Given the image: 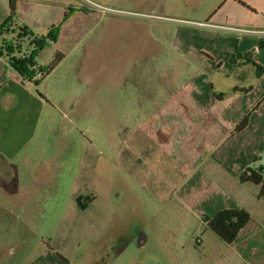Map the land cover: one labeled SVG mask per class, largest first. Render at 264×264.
<instances>
[{"label": "rangeland", "instance_id": "1", "mask_svg": "<svg viewBox=\"0 0 264 264\" xmlns=\"http://www.w3.org/2000/svg\"><path fill=\"white\" fill-rule=\"evenodd\" d=\"M226 1L20 2L23 17L40 35L52 31L57 38L46 40L37 62L48 66L57 52L65 55L34 84L57 103L58 125L41 152L63 129L72 141L57 161L58 205L34 235L28 233L24 254L11 256L8 264H245L208 227L204 218L212 215H196L189 207L193 180L198 193L210 188L194 172L215 169L219 179L224 174L202 156L210 144L197 140L196 126L180 121L170 155L149 141V90L155 102L162 90L178 98L199 70L193 53L179 50L176 28L214 17L242 22L240 14L235 21L230 3L223 7ZM246 65H240L246 73L257 68L255 62L248 64L251 69ZM208 73L218 88L234 80L223 71ZM200 143L201 154L195 151ZM256 164L264 166L261 160Z\"/></svg>", "mask_w": 264, "mask_h": 264}, {"label": "crops", "instance_id": "2", "mask_svg": "<svg viewBox=\"0 0 264 264\" xmlns=\"http://www.w3.org/2000/svg\"><path fill=\"white\" fill-rule=\"evenodd\" d=\"M14 1L12 11V0H0V28L11 23V29L18 30L19 25H26L39 34L41 29L23 17L22 0ZM241 1L247 5L239 0H227L223 7L230 3L235 21L236 14H240L242 22L214 17L189 20L203 22L204 26L183 23L176 28L179 50L193 53L199 70L184 83L178 98L175 93L162 90L155 102L149 90V141L160 148L166 147L170 155L174 152L173 132L179 130L180 121L192 122L194 125L189 127L194 129L196 126L195 132L200 135L197 140L210 144L202 156L217 162L224 174L219 179L215 169L207 175L197 169L193 174L209 183L210 188H200L198 193L195 191L199 188L197 180H193L191 183L196 186L190 196L194 202L189 207L196 215L213 216L225 208L249 211L250 221L229 245L245 264H264V201L258 197V185L241 183L238 179L246 166L257 165V160L264 162V69L256 66L258 69L248 74L240 68L245 63V68L251 69L250 62L264 67V0ZM248 19L251 21L243 22ZM209 71H223L235 81L226 89L215 87ZM34 84L27 85L0 54V264H8L11 256L24 254L21 246L25 241L28 243V233L34 235L39 225L50 219L58 205L61 187L57 161L67 156L72 141L68 139L71 133L63 129V136L55 138L42 154L44 139H51L48 133L52 126L58 125L57 103L38 91ZM248 113L247 126L235 131ZM201 143L195 148L200 154ZM222 160L228 161V165ZM189 191L187 188L186 193ZM19 260L20 257L16 262Z\"/></svg>", "mask_w": 264, "mask_h": 264}, {"label": "trees", "instance_id": "3", "mask_svg": "<svg viewBox=\"0 0 264 264\" xmlns=\"http://www.w3.org/2000/svg\"><path fill=\"white\" fill-rule=\"evenodd\" d=\"M242 4L245 2L239 0ZM12 0L11 9L15 10ZM12 21V20H11ZM12 24L4 25L0 28V54L4 55L11 66L24 79H32L36 75V68L42 72V76L34 80L35 84H39L52 70L64 59L62 52H57L53 61L48 66L38 65L36 56L46 44V40L56 41V37L52 35V31L48 36H42L33 32L26 25H19L18 30L11 29ZM255 65L264 69L263 66L255 63ZM250 113L246 114L237 124L235 131L244 129L249 122ZM241 183H253L259 186L258 197L264 201V167L261 165H248L238 176ZM205 221L208 227L224 242L228 244L234 243L240 231L247 225L251 219V213L243 208H225L219 210L213 216H206Z\"/></svg>", "mask_w": 264, "mask_h": 264}, {"label": "built area", "instance_id": "4", "mask_svg": "<svg viewBox=\"0 0 264 264\" xmlns=\"http://www.w3.org/2000/svg\"><path fill=\"white\" fill-rule=\"evenodd\" d=\"M197 24L200 26L205 25V23H203V22H197ZM35 68L37 70L36 75L34 77H32V79H25L27 85L33 83L35 79H38L42 76V72L38 69V67H35Z\"/></svg>", "mask_w": 264, "mask_h": 264}]
</instances>
